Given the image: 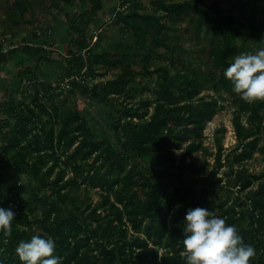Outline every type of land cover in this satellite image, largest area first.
I'll use <instances>...</instances> for the list:
<instances>
[{
	"label": "trees",
	"instance_id": "trees-1",
	"mask_svg": "<svg viewBox=\"0 0 264 264\" xmlns=\"http://www.w3.org/2000/svg\"><path fill=\"white\" fill-rule=\"evenodd\" d=\"M29 1H14L7 19L17 25ZM104 1L89 0V8L72 16L74 0H52L57 9L66 6L54 32L34 31L21 46L0 47V64L13 62L20 76L16 87L0 80L5 97L0 100V206L15 212L8 232L0 230V264H22L16 246L35 232L55 239L58 264H186L183 221L196 206L234 224L255 249L250 264H264V172L246 166L257 152L264 158V99H242L224 75L240 53L238 40L251 34L264 44V23L257 21V16L264 20V0H233L239 14L223 7L207 10L201 0H152V12L141 10L139 0H116L108 18L121 39L109 48L96 18ZM183 17L195 45L208 42L209 72L176 65L182 37L174 33L173 46L167 22ZM57 37L66 58L54 86L53 70L45 75L41 64L54 65L48 46ZM159 57L175 67L151 70ZM134 58L142 63V76L158 75L157 90L142 81L130 86ZM100 68L122 71L91 85L102 77ZM23 78L28 93L21 89ZM143 89L154 97L126 103ZM205 89L215 94L202 95ZM78 93L122 106L111 117L113 133L85 110ZM228 106L235 108L237 142L227 151L218 140L212 154L203 133ZM200 151L214 155V164L197 162ZM82 186L84 200L75 194ZM91 189L100 197L96 205Z\"/></svg>",
	"mask_w": 264,
	"mask_h": 264
},
{
	"label": "rangeland",
	"instance_id": "rangeland-1",
	"mask_svg": "<svg viewBox=\"0 0 264 264\" xmlns=\"http://www.w3.org/2000/svg\"><path fill=\"white\" fill-rule=\"evenodd\" d=\"M17 0H0V47L6 46L9 48L10 45L21 46L25 41L26 36L32 35L35 31L41 34H47L51 31L54 32L56 26H60L57 24V20L66 9L64 4H61V8L57 9L52 4V0H40L34 2L32 0L29 1L28 8L24 15L17 18V25L14 22L7 19L6 9ZM116 0H105L104 1V9L100 11L96 18L101 21L102 24V35L103 45L106 48L110 47L112 42H117L121 39V33L118 30L117 25L110 21L108 18V12L114 5ZM141 4V10H145L148 12H152L156 9L152 0H139ZM170 1V0H168ZM182 1V0H177ZM203 2L204 7L207 10L213 11L216 8L223 7L226 11L231 10L235 14L240 13V7L232 3L233 0H201ZM75 5L71 9V14L78 15L83 12L86 8L90 7L89 0H74ZM257 21L259 24H263L264 20L261 16H257ZM170 25L169 28V39L172 41L173 46L177 44L174 39V33H178L182 39L180 41V45L184 48V50H176V65L178 68H185L187 66H192L197 68L201 72H209L212 70L211 64L207 62L205 48H207V40H202L200 43H194V39H192L185 32L187 28H191V24L188 18H180L176 19L173 22H167ZM99 32V31H97ZM94 34L96 33V29L93 30ZM66 36H62V39H65ZM128 39L129 36H126ZM264 39V38H263ZM51 45L48 46V50L51 52V59L55 61L54 65L49 63L41 64V69L43 74L46 75L48 68L53 70V77L55 78V85L58 80L62 76L60 72L61 65H65V51H59L57 49V44L61 41V37H57V39H51ZM95 38L93 39V42ZM239 46H241L240 52L246 51H254L258 47H264V44L255 37L254 35L249 34V37L244 41L238 40ZM54 46V49L52 48ZM162 50V49H161ZM160 50V51H161ZM159 51V52H160ZM169 53V52H167ZM181 55V56H180ZM192 56V59H188ZM168 67L170 69L174 68L172 64L169 63V60L159 57L154 60L151 64L150 69L154 70L157 67ZM131 68L136 72L135 79L130 83V86L135 88L137 86L138 81H142V83L146 86H150L154 91L157 90L158 87V75L153 74L152 76H142V63L138 58H134L131 61ZM55 69V70H54ZM122 69H106L100 68L98 70V74H101L96 79L90 80V84L93 85L98 81H107L115 78L119 73H121ZM18 67H16L13 62L4 63V65L0 64V80L4 79L8 87H16L19 77L18 76ZM26 78H23L22 83L25 84ZM23 92L28 93L31 89L30 86L23 85L21 86ZM214 91L212 89H205L202 95L207 97L214 95ZM229 94H226L228 96ZM78 98L83 102L85 110H87L95 119L101 122V124L105 127L107 131L113 133L111 129V117H116L118 115V111H121L123 108L120 104H117L115 100L112 102H105L99 99H90L86 96H81L79 93L77 94ZM148 96L153 98L151 92L147 89L137 90L135 92V96L126 100V103H132L139 105V101L141 99H145ZM17 97L21 98L23 95H17ZM63 95L61 98H64ZM4 93L0 92V100L4 99ZM71 100V97H70ZM231 98H229V101ZM228 103V101L226 102ZM235 108L232 106H228L225 109L220 110L213 120L209 122L208 126L205 128L203 133V143L205 147H208V150L212 154H216L218 151V140L221 141L223 148L225 150H229L233 145L236 144V135L233 126V113ZM104 114L101 116L100 114ZM262 144L264 145V135L262 138ZM183 153V150L179 152V154ZM195 160L199 163H203L207 160L211 165L215 162L214 155H208L205 152H199L195 156ZM246 166L250 169L251 172L256 174H261L264 172V158L260 153H256L254 158L246 163ZM223 170H227V167L223 168ZM17 179V176L14 177ZM257 187V184L254 188ZM85 186H82L79 190H75V194L81 200H84L88 194L85 193ZM89 196L93 201V205H96L99 202V194L96 189H91L89 192Z\"/></svg>",
	"mask_w": 264,
	"mask_h": 264
},
{
	"label": "clouds",
	"instance_id": "clouds-1",
	"mask_svg": "<svg viewBox=\"0 0 264 264\" xmlns=\"http://www.w3.org/2000/svg\"><path fill=\"white\" fill-rule=\"evenodd\" d=\"M233 91L252 102L264 99V47L240 52L224 69ZM15 218L12 208L0 206V230L6 234ZM183 248L186 264H250L255 249L243 241L234 224L205 207L189 208L183 221ZM22 264H58L56 241L48 234L35 232L16 246Z\"/></svg>",
	"mask_w": 264,
	"mask_h": 264
},
{
	"label": "built area",
	"instance_id": "built-area-1",
	"mask_svg": "<svg viewBox=\"0 0 264 264\" xmlns=\"http://www.w3.org/2000/svg\"><path fill=\"white\" fill-rule=\"evenodd\" d=\"M54 86H55V83H54Z\"/></svg>",
	"mask_w": 264,
	"mask_h": 264
}]
</instances>
